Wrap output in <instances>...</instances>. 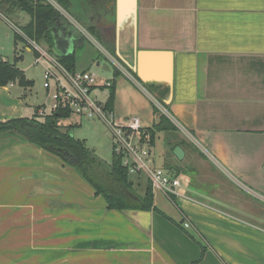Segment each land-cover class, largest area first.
I'll return each mask as SVG.
<instances>
[{"label": "crops", "instance_id": "obj_1", "mask_svg": "<svg viewBox=\"0 0 264 264\" xmlns=\"http://www.w3.org/2000/svg\"><path fill=\"white\" fill-rule=\"evenodd\" d=\"M3 13L25 12L0 2ZM136 46L157 51L142 59L145 80L135 78L151 101L167 88L176 130L155 139L181 141L184 156L164 144L153 163L180 179L179 195L152 190L154 209H110L75 167L0 133V264H264V0H137ZM117 71L92 72L111 83L104 100L113 89L111 110L122 119L123 96L134 95ZM15 84L0 85L1 121L30 118L43 104ZM156 119L152 110L146 130Z\"/></svg>", "mask_w": 264, "mask_h": 264}, {"label": "trees", "instance_id": "obj_2", "mask_svg": "<svg viewBox=\"0 0 264 264\" xmlns=\"http://www.w3.org/2000/svg\"><path fill=\"white\" fill-rule=\"evenodd\" d=\"M53 1L62 8L70 6L69 0ZM0 2L6 3L9 11L17 9L29 15L28 22L19 27L22 34L15 32L16 38L25 41L26 38L35 42L43 41L48 49H52L53 36L51 29L55 28V30L65 33L68 26L67 19L46 0H0ZM88 31L93 33L91 29H88ZM58 61L68 70H76L74 53L59 55ZM132 74L136 77L135 73L132 72ZM10 81H17L20 85H26L22 71L14 63L0 58V85H6ZM146 87L151 93L158 90L155 85H147ZM166 94L167 88H162L155 98L167 109L166 104L163 102ZM113 102L114 90L110 89L105 102L106 107L111 110ZM153 112L157 114V119L147 129L150 145H154L156 132L164 131L170 135L172 131L176 130V126L168 116L161 112L158 113L155 105H153ZM69 115L70 113L67 110H57L47 113L42 120L37 119L36 116L0 120V133H13L26 141L37 144L42 149L60 157L68 165L75 167L92 186L95 193L104 198L107 207L110 209H154L152 207L153 193L149 180L146 179L144 193L139 196L133 189L134 180L122 165L120 156L114 154L112 150L110 163L107 164L87 148L84 141L75 139L69 128L60 127L58 119L66 118ZM176 145H181V141L171 143L169 145L170 151Z\"/></svg>", "mask_w": 264, "mask_h": 264}, {"label": "rangeland", "instance_id": "obj_3", "mask_svg": "<svg viewBox=\"0 0 264 264\" xmlns=\"http://www.w3.org/2000/svg\"><path fill=\"white\" fill-rule=\"evenodd\" d=\"M46 1L50 2L53 6H55L62 12V7L60 5L58 7L55 1ZM71 2L72 6L68 8H63V10L68 16H70L74 20L73 22H71L70 25L71 28H74L76 25L75 22L78 21V18L75 16L74 11V9H76L77 0H71ZM27 19L28 15L25 13H22L21 19L20 17L13 18L6 14H4V16L0 14V57L4 58L10 63H14L18 68L24 71L27 78L32 80V83L30 85H23L25 88H23V86L16 81L15 86L21 88V93L23 95L22 98L28 99V102L31 105H37L39 103L47 104L48 98L46 96L45 89L43 88L42 76L44 66L48 65V63L46 60L42 59V63L34 64V59L36 57L34 51L36 53L37 51L33 48V44L29 43L27 41V38L26 41H22V39L19 38L15 39V31L11 26V23H14L17 27L23 25ZM79 25H81L88 31L87 27L84 24L79 23ZM88 32L92 35L93 40L86 39V44L84 48L76 49L74 55L76 56L75 59L77 60V62L75 63L76 69H79L78 67H80V64L82 63L84 64V69H89V71H95V73L102 77L111 78L114 76V69L118 70L117 64L115 62L116 60L119 64H122V66L126 70H128L126 65L113 52L112 37L98 36L97 34L91 33L90 31ZM34 44L40 46L44 50H47V46L43 41H34ZM25 45L30 47L31 51L26 50ZM55 57L58 59L57 56ZM96 61L100 62V66L98 68L95 66ZM123 78L126 80L127 86H129V91L131 90L134 96L132 98V96L129 95L126 98L124 94V98L121 101V110H123L124 113H127L130 116H138L143 126L149 125V118L152 116L153 110V107L151 109V105L154 102H152L150 99L144 96V94L138 91L139 89L132 83V81L127 76H124ZM127 80L131 82L134 87L129 82H127ZM25 92L30 93L29 98L25 96ZM95 94L97 95L98 99H100V101H103L107 95V90L104 88L102 91H96ZM154 104L158 106V113L161 112L166 114V116L170 117L169 113L164 110L163 107H161L158 103ZM30 108L33 109V107ZM39 108L40 106L36 109V113L32 117L36 116L37 119L42 120L47 113L42 114L43 116L39 115ZM116 113L118 114V112ZM58 121L61 128H69V131L72 136L75 139L84 141L85 146L92 150L99 159L103 160L107 164L110 163L112 156V138L108 129L100 120L86 119L76 115H69L66 118H59ZM185 136L187 137V135ZM164 144H166V152L168 153V155H172L169 146L171 145L170 142H168L166 139V143H164L163 137L161 136V134H158L155 139V147L152 148L156 163L160 162V152L162 149H164ZM168 162L170 163V161ZM181 167L183 169L187 168L183 166V164L181 165ZM130 177L134 180V183L136 184V188L134 189H137L136 191H138V195H141L144 192L147 178H145L143 174L130 175ZM183 227L185 226L183 225Z\"/></svg>", "mask_w": 264, "mask_h": 264}, {"label": "built area", "instance_id": "obj_4", "mask_svg": "<svg viewBox=\"0 0 264 264\" xmlns=\"http://www.w3.org/2000/svg\"><path fill=\"white\" fill-rule=\"evenodd\" d=\"M56 5L59 7L57 3ZM57 10L65 19L71 22L65 16L66 13L63 8L62 12L59 9ZM11 26L15 32L22 34L19 27L12 23ZM80 30L87 39L93 40L92 35L87 30L82 28ZM27 41L33 44V48L37 51L34 64L42 63V59L48 63V65L44 66L42 76L43 88L45 89L48 103H43L40 106L39 115L43 116L42 114L44 113L57 110H67L70 115L100 120L111 135L114 154L120 156L122 165L127 169L129 175L143 174L151 183L152 190L160 191L168 198L172 195L178 196L180 179L154 166L149 133L141 124L140 118L134 115L117 119L112 110L106 107V101H100L95 94L94 91L98 87L107 88L111 83L107 81L99 82L96 74L86 69L70 71L47 50L35 45L34 41L29 39ZM115 62L117 69L122 74L127 76L139 90H144L143 85L128 68L126 70L122 64H119L116 60ZM152 102L158 103L163 107L158 100L152 99ZM163 109L165 110L164 107ZM183 225L188 227L189 224L184 222Z\"/></svg>", "mask_w": 264, "mask_h": 264}, {"label": "water", "instance_id": "obj_5", "mask_svg": "<svg viewBox=\"0 0 264 264\" xmlns=\"http://www.w3.org/2000/svg\"><path fill=\"white\" fill-rule=\"evenodd\" d=\"M110 6L114 20L110 30L114 42L113 52L131 72L145 80L140 67L142 59L146 54L152 55L157 51L137 49V0H110ZM67 24L65 33L51 29L53 48L61 55L74 53L78 46L84 48L87 39L84 35H75L70 21L67 20ZM172 152L179 160L184 156V151L179 145H176Z\"/></svg>", "mask_w": 264, "mask_h": 264}, {"label": "flooded vegetation", "instance_id": "obj_6", "mask_svg": "<svg viewBox=\"0 0 264 264\" xmlns=\"http://www.w3.org/2000/svg\"><path fill=\"white\" fill-rule=\"evenodd\" d=\"M69 2L72 6L71 0ZM111 8L110 0H77L76 9H74L75 16L78 18L77 23L84 24L98 36L109 37L113 23Z\"/></svg>", "mask_w": 264, "mask_h": 264}]
</instances>
